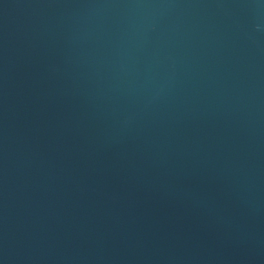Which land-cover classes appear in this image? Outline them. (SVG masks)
<instances>
[{
	"label": "water",
	"instance_id": "water-1",
	"mask_svg": "<svg viewBox=\"0 0 264 264\" xmlns=\"http://www.w3.org/2000/svg\"><path fill=\"white\" fill-rule=\"evenodd\" d=\"M0 264H264V0H0Z\"/></svg>",
	"mask_w": 264,
	"mask_h": 264
}]
</instances>
